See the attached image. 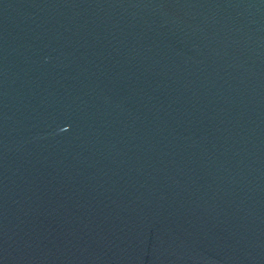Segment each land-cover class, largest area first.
<instances>
[{"label": "water", "instance_id": "obj_1", "mask_svg": "<svg viewBox=\"0 0 264 264\" xmlns=\"http://www.w3.org/2000/svg\"><path fill=\"white\" fill-rule=\"evenodd\" d=\"M0 264H264V0H0Z\"/></svg>", "mask_w": 264, "mask_h": 264}]
</instances>
